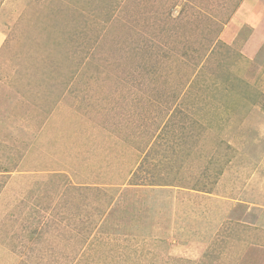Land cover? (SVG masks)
Segmentation results:
<instances>
[{"label":"rangeland","instance_id":"rangeland-1","mask_svg":"<svg viewBox=\"0 0 264 264\" xmlns=\"http://www.w3.org/2000/svg\"><path fill=\"white\" fill-rule=\"evenodd\" d=\"M241 2L0 0V264L264 247V43L240 51Z\"/></svg>","mask_w":264,"mask_h":264},{"label":"crops","instance_id":"crops-1","mask_svg":"<svg viewBox=\"0 0 264 264\" xmlns=\"http://www.w3.org/2000/svg\"><path fill=\"white\" fill-rule=\"evenodd\" d=\"M235 13L238 18H233L232 23L237 25L236 30L241 31V24L249 25H243L248 31L243 30L246 37L241 39L240 51L247 58H254V52H258V47L264 43V0H242ZM235 36L236 34L233 36L234 40ZM262 215L264 217V211ZM246 254L248 256L244 260L245 264H262L264 261V247L261 245H251Z\"/></svg>","mask_w":264,"mask_h":264}]
</instances>
